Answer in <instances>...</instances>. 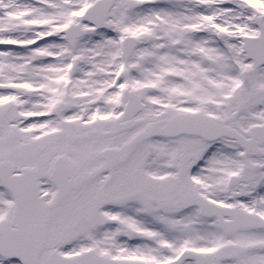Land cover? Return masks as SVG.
<instances>
[{
	"label": "snow or ice",
	"instance_id": "snow-or-ice-1",
	"mask_svg": "<svg viewBox=\"0 0 264 264\" xmlns=\"http://www.w3.org/2000/svg\"><path fill=\"white\" fill-rule=\"evenodd\" d=\"M0 264H264V0H0Z\"/></svg>",
	"mask_w": 264,
	"mask_h": 264
}]
</instances>
